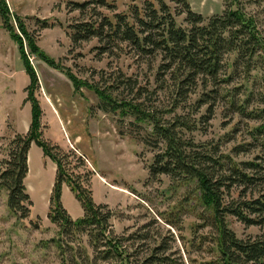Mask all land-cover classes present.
I'll list each match as a JSON object with an SVG mask.
<instances>
[{"label":"rangeland","instance_id":"1","mask_svg":"<svg viewBox=\"0 0 264 264\" xmlns=\"http://www.w3.org/2000/svg\"><path fill=\"white\" fill-rule=\"evenodd\" d=\"M84 1L5 0L9 23L4 24L0 16V160L8 156L11 140L28 131L34 99L43 138L83 155L86 166L78 171H93L89 184L95 201L108 205L114 213L110 220L113 233L125 239L134 235L124 244L137 247L141 255L164 240L166 254L175 260L172 264H190V257L204 255L189 246L195 225L203 223L200 215L206 213L195 185L178 183L167 174L152 176L150 166L164 146L157 142L151 125L105 111L93 90L84 85L76 91L69 77L76 75L83 83L87 80L101 87L118 85L114 93L125 98H133L139 87H147L142 99L145 106L171 117L165 112L170 96L155 89L159 60L151 65L145 60L147 56L118 41L110 52L102 54L103 44L98 38L74 42L71 37L76 23L91 18L101 22L114 13L132 16L135 7L140 9L155 0H107L115 3L116 9L96 4L93 16L88 10H73V2ZM165 2L172 10L184 8L177 0ZM188 2L193 11L206 18L239 9L254 21L264 39V0ZM176 19L182 26L188 25L185 14ZM44 20L54 26L44 28ZM46 58L58 68L48 64ZM225 62L231 79L221 84L213 113L208 116V104L196 110V94L179 110L197 122V129L185 136L208 149L216 147V157L230 154L237 161L262 157L259 161L264 165V147L252 135L254 127L264 122V50L251 59L249 66L236 53L226 55ZM227 91L235 97L234 104L225 96ZM54 164L40 146H31L26 178L33 201L29 217L19 218L8 206L7 192L0 193V264H73L76 255L84 258L85 251L94 256L85 233L76 238L62 236L61 229L48 217ZM64 190L63 205L77 219L81 205L67 186ZM229 225L239 237L259 233L257 227H247L235 218L229 219ZM210 229L208 226L198 231Z\"/></svg>","mask_w":264,"mask_h":264},{"label":"trees","instance_id":"2","mask_svg":"<svg viewBox=\"0 0 264 264\" xmlns=\"http://www.w3.org/2000/svg\"><path fill=\"white\" fill-rule=\"evenodd\" d=\"M177 3L184 8L172 10L165 0L147 1L140 9L135 7L132 16L114 13L101 22L91 18L76 23L72 25L71 34L74 42L98 38L103 44L102 54L110 52L113 43L118 41L126 47L131 46L141 56H147L149 59L145 60L151 65L159 60L155 89L164 90L170 96V107L165 112L172 114L171 117H163L158 109L145 106L142 99L147 87H139L135 97L125 98L114 93L118 85L101 87L87 80L83 83L76 75L69 77L76 91L84 85L93 90L105 111L132 116L151 125L157 142L164 146L150 166L152 176L167 174L178 183L195 185L199 203L204 205L206 213L200 215L203 223L195 225L189 246L204 255L190 257V264H264V165L259 161L262 157L248 161H237L230 154L216 157V147L208 149L196 143L193 137L185 136L186 132L197 129V122L179 113L184 103L196 94V110L208 104L210 116L221 84L231 79L232 73L225 68V56L236 53L249 66L251 59L264 50V39L254 21L239 9H228L221 15L206 18L193 11L188 0H177ZM96 4L116 9L115 3L107 0H85L73 2V10H88L93 16ZM7 9L5 0H0L4 24L9 23ZM180 14H185L187 26L178 23L176 16ZM17 20L22 25V21ZM42 26L51 27L54 23L44 20ZM46 60L58 68L49 58ZM34 76L36 80L35 73ZM225 96L231 104L235 103L230 91ZM31 101L34 112L28 131L11 140L8 156L0 160V193L7 192L10 210L21 219L31 214L33 201L26 178L29 150L35 143L56 165L48 217L61 229L62 236L76 238L85 233L94 250L93 257L87 251L82 260L76 255L73 264H172L175 260L166 254L164 240H159L141 255L137 247L124 244L135 238L134 235L125 239L113 233L110 220L114 213L108 205L95 201L89 184L93 171L77 170L86 166L84 156L43 138L38 106L34 99ZM252 135L264 147V122L254 127ZM64 186L70 189L83 209V215L77 219H73L63 205ZM230 218L247 227H257L259 233L239 237L229 225ZM167 222L174 225L172 221ZM208 226L210 230L199 233V228Z\"/></svg>","mask_w":264,"mask_h":264},{"label":"crops","instance_id":"3","mask_svg":"<svg viewBox=\"0 0 264 264\" xmlns=\"http://www.w3.org/2000/svg\"><path fill=\"white\" fill-rule=\"evenodd\" d=\"M32 145H34V143L32 144ZM55 165V164H54ZM55 167H56V165H55ZM65 187V186H64ZM64 187H63V194H62V200H63V195H64V192H65V190H64ZM67 189H69L68 187H67ZM70 190V189H69ZM81 213H79L76 217L78 218V216L80 217V216H82L83 215V209H82V207H81Z\"/></svg>","mask_w":264,"mask_h":264}]
</instances>
